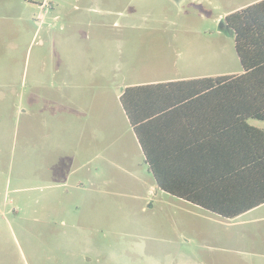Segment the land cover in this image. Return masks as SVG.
Returning a JSON list of instances; mask_svg holds the SVG:
<instances>
[{"label": "rangeland", "instance_id": "374dc122", "mask_svg": "<svg viewBox=\"0 0 264 264\" xmlns=\"http://www.w3.org/2000/svg\"><path fill=\"white\" fill-rule=\"evenodd\" d=\"M260 1L0 0V264H264V205L158 189L119 102L240 75L223 19Z\"/></svg>", "mask_w": 264, "mask_h": 264}, {"label": "trees", "instance_id": "16d2710c", "mask_svg": "<svg viewBox=\"0 0 264 264\" xmlns=\"http://www.w3.org/2000/svg\"><path fill=\"white\" fill-rule=\"evenodd\" d=\"M242 73L125 88L120 106L158 189L223 219L264 204V0L223 19Z\"/></svg>", "mask_w": 264, "mask_h": 264}, {"label": "crops", "instance_id": "0c3cea01", "mask_svg": "<svg viewBox=\"0 0 264 264\" xmlns=\"http://www.w3.org/2000/svg\"><path fill=\"white\" fill-rule=\"evenodd\" d=\"M199 79H201V78H199ZM168 82H170V81H167V82H162V83H168ZM171 82H173V81H171ZM177 82V81H176ZM154 84V83H153ZM136 86H138V85H136ZM80 93H76V96H77V98H78V100L80 99V95H79ZM75 103V102H74ZM76 104V103H75ZM75 104H73V105H75ZM78 104H80V103H78ZM88 105V104H87ZM85 107H86V105H85ZM84 109V108H83ZM78 110L79 111H81V109H80V107L78 108ZM126 117V116H125ZM128 122V121H127ZM129 125V124H128ZM129 128H130V126H129ZM130 130H131V128H130ZM131 132H132V130H131ZM133 133V132H132ZM134 135V134H133ZM135 137V136H134ZM135 140H136V138H135ZM136 142H137V140H136ZM137 145H138V147H139V149H140V146H139V144H138V142H137ZM264 205V204H263Z\"/></svg>", "mask_w": 264, "mask_h": 264}, {"label": "flooded vegetation", "instance_id": "af4514ba", "mask_svg": "<svg viewBox=\"0 0 264 264\" xmlns=\"http://www.w3.org/2000/svg\"><path fill=\"white\" fill-rule=\"evenodd\" d=\"M223 23H224V21H223ZM224 26H225V28H226V30H227V32H228V29H227V27H226L225 23H224Z\"/></svg>", "mask_w": 264, "mask_h": 264}]
</instances>
